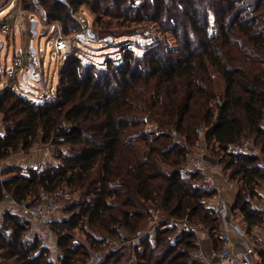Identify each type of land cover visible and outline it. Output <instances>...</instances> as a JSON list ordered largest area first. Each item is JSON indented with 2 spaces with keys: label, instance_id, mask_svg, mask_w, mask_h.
Segmentation results:
<instances>
[{
  "label": "trees",
  "instance_id": "obj_1",
  "mask_svg": "<svg viewBox=\"0 0 264 264\" xmlns=\"http://www.w3.org/2000/svg\"><path fill=\"white\" fill-rule=\"evenodd\" d=\"M40 2L47 19L60 22L65 35L80 30L79 38L96 37L93 30H81L74 12L83 5L95 14L112 13L108 7L112 3L115 14L125 19L158 22L162 30L175 35L179 47L171 50L163 39L146 37L151 42L141 54L123 47L119 57H106L105 67L71 57L60 71L55 94L42 99L2 89L0 157L51 143L57 146L58 163L39 171L7 165L0 180V200L5 192L22 200L40 189L62 186L71 193L65 210L73 214L52 221L60 250L54 263L40 233L31 230L30 219L3 211L0 264H87L89 252L66 229L86 223L109 234L125 230L132 235L147 224L150 205L164 216L202 222L215 236L219 218L208 208L210 194L198 184L201 173L184 172L188 147L195 145L200 125L206 127L209 151L218 156L230 178L241 182L231 207L239 208L248 227L263 220L245 194L255 193L264 182V164L259 154L228 147L253 136L264 152V0ZM33 4L34 0H22L25 9ZM210 11L218 25L214 34L208 31ZM103 33L105 43H111L113 33L105 26L97 32L100 37ZM211 68L224 82L217 111L211 102L216 93ZM147 120L160 131H146ZM140 140L143 149L136 144ZM176 240L160 233L153 241L141 238L139 247L130 249L135 257L132 264H196L189 255L197 247L194 233Z\"/></svg>",
  "mask_w": 264,
  "mask_h": 264
},
{
  "label": "built area",
  "instance_id": "obj_2",
  "mask_svg": "<svg viewBox=\"0 0 264 264\" xmlns=\"http://www.w3.org/2000/svg\"><path fill=\"white\" fill-rule=\"evenodd\" d=\"M35 4L37 5L38 2L35 1ZM10 5H13V8L10 12L6 13L5 7ZM25 10L26 9L22 6V0H3L0 3V22L4 24L3 21L9 19L10 23L1 29V33L6 35H16L15 33H21L22 31H28L31 33V24L33 22L40 23L37 14L39 12L36 11L37 8L28 11V13H26ZM74 15L81 25L85 26V28L91 27L92 19L87 13L85 6H79L74 12ZM26 26L28 27V30ZM54 27V23L50 24L49 30L53 31ZM81 41H83L82 38L75 40L72 37L62 35L61 33L53 36L52 50H56L55 56L58 58V69L60 71L63 69V65L69 58L74 56L77 57V54L72 55L70 48H74V46L76 47ZM100 41L101 44L102 42H106L105 39ZM45 42V47H47L49 42L48 40ZM35 45H37V47ZM43 49L46 50V48L40 46V38L36 43L33 36H29L25 40L24 48H22L21 45L15 48V55L9 59L12 62L5 64V69H10L9 75L13 77L12 81L14 79L17 80L16 77H14V74L19 70L27 77L29 76L34 79L41 78V73L37 66L40 63L37 58V52H41ZM6 60H8V57ZM23 62H26L25 64L27 65V68L25 65L23 68ZM44 62L45 61L43 60L42 64H44ZM1 84H3V82H1ZM9 85L11 86V89H18V84L16 82H9ZM51 93H54V91H51ZM212 104L216 107L217 111V107L222 104V98L219 96L215 97ZM205 131L206 127L200 125L197 129L198 139L195 145L191 148L187 146L189 148V159L184 167V171H199L201 173L198 184L203 191L210 194V197L207 198L208 208L219 218V227L215 234L218 238L219 246L217 249H212L209 253H206L201 249H192L189 254L190 258L192 261L199 263H209L212 259H217L218 264H262L261 253L253 242L250 232L246 227H241L232 219V209L229 203L218 193V177L214 169L218 168L219 163L217 159L209 153L204 136ZM174 139L184 144V141L177 138L175 135ZM228 150L243 154H254L257 151L255 138L253 136L242 137L239 142L230 144ZM48 151L49 149L46 147L45 152L48 153ZM208 157L214 162L210 163L207 159ZM44 167L45 165H40L37 170L39 171ZM1 179L2 176L0 173V180ZM262 186L264 188V182ZM245 198L251 207L259 211L264 217V195L259 197L256 192L251 193L247 191ZM70 200L71 193L62 186H58L53 190L40 189L35 196L22 200L16 199L11 194L5 192L2 199V201L7 203V206L3 211L17 213L23 218L34 221L35 225H40L42 227L49 224L52 214L61 207L63 202ZM3 211H0V219ZM200 229H206L202 222H193L188 217L175 218L172 216H164L162 212L150 205L148 207L147 225L137 229L132 235H128L125 230H119L120 236L117 237V239L121 241L120 243L128 242L133 249L139 247L141 238L145 236L153 241L155 234L160 233L163 236L171 237L172 241L176 242L178 237L186 233L191 232L194 233V235H197ZM171 231L173 232V236L168 235V232ZM233 233L242 239L239 245L236 243L238 239L235 240L233 238ZM117 244L119 243H116L115 245ZM131 256L132 257L126 259L122 264H132L135 261L133 252ZM102 259L103 256H101L99 252L92 253L87 264H101Z\"/></svg>",
  "mask_w": 264,
  "mask_h": 264
},
{
  "label": "rangeland",
  "instance_id": "obj_3",
  "mask_svg": "<svg viewBox=\"0 0 264 264\" xmlns=\"http://www.w3.org/2000/svg\"><path fill=\"white\" fill-rule=\"evenodd\" d=\"M2 1L3 0H0V3ZM35 1L38 2V0H34L33 6L25 10L26 13H28V11H31L37 8L36 11L39 12L37 14H38L40 23H36L35 25V35H33L32 32L29 33L28 31H24V32L22 31V34L18 33L16 35L3 34L1 33V29L6 27L7 24L10 23V20L9 19L5 21L2 20L4 24L0 22V41H2V47L0 49V73H1L0 74V92L2 91V89H7L11 87L9 85V82H16L18 84L17 85L18 89L16 91L19 93H22L27 98L33 99V100L46 98L47 96H53L55 94V90L58 85L60 70L58 69L59 67V62L57 60L58 58H56L55 56L56 50L55 51L52 50L53 36L61 33L64 36L72 37L76 40L79 38L78 32L80 31L79 30L78 32L73 33V35L72 33L65 35L62 32L63 29H62L60 22L47 19L48 17L46 16L45 7L41 4V2L36 5ZM140 1L142 0H134L133 4L135 3L137 4V2H140ZM108 5H109L108 6L109 9L112 10L110 11L112 13L101 12L99 14L97 13L95 14L92 11L90 12L88 8L85 7L87 10V13L90 15L92 19L91 27H88V28H85V26L81 25V23L78 21V19L75 16L81 30L86 29V32H87V30L90 29V31L93 30L96 32V37H91L90 35L81 37L83 41L79 42V44L76 47L74 46V48L73 47L70 48L72 51V55L77 54L78 59H80L83 63L90 62L89 63L90 66L93 64H94L93 66H104L106 57L108 56H111L112 58L119 57L117 53L119 51L121 52L124 51L123 47H126V46L131 47V50L133 52L137 54H141L144 51V49L149 46L148 43L151 42V40H147L146 37H151L154 41H156L157 39H163L168 49H171V50L178 49L179 41L175 38V35L170 31L162 30L158 22L152 19L151 20L146 19L143 21L125 19L123 16L115 14L112 3H108ZM12 8H13V5L6 6L5 12L6 13L10 12ZM180 18H182V16H180ZM52 23H54L55 27L53 28V31H50L49 30L50 24ZM208 25H209L208 26L209 33L214 34L218 32V25L216 23L215 16L211 11L209 13V24ZM103 26H105L108 31L113 33L111 34V36H113L111 43L107 42V44H105L102 42L101 44L100 40L105 38V33H103L104 34L103 37H100L102 35L97 34V32L100 31V29H102ZM27 30H28V27H27ZM29 36H33L35 38L36 43L38 39L40 38V46L42 48H46V50L43 49L41 52H37V58L39 62L41 63L37 65L41 73V78L34 79L29 76L27 77L23 75V72L19 70V71H16L17 73L15 72L16 75L14 74V77H16L17 80L14 79L12 81L13 77L9 75L10 69L6 70L5 64L6 63L9 64L12 62L9 59H11V57L15 55V48L20 45L22 46V48H24L25 40ZM47 40L49 44L47 47H45V43H46L45 41ZM125 43H127V45H125ZM128 43H132V44L129 45ZM35 46L37 47V45ZM7 57H8V60H6ZM43 60L45 61L44 64H42ZM25 63L26 62L22 63L23 68H24V65L27 68V65ZM85 68L86 67L84 66L80 67L82 71ZM93 69H94L93 73L97 74L98 70L96 68H93ZM85 73L87 74L90 73V70L89 69L86 70ZM210 75L216 87V93L214 95V98L217 96L222 98L224 82L220 76V73L216 72L213 68H211ZM1 82H3V84H1ZM51 91H54V93H51ZM145 118H148L147 115L145 116ZM3 125H4L3 123L0 124V128L3 127ZM263 126H264V120H263ZM144 127L146 131H151L153 129H156V132L160 131L157 128V124H154L153 121H149V120H147V123ZM167 130L168 129L165 128V131ZM143 143L144 142L141 140L136 142V144L138 145L140 149L144 148ZM255 145H256V148L258 147V151L260 150L259 152L260 160L264 159V152H262L260 149L261 144L255 143ZM46 147H48L49 149L46 159L48 158L51 164H57L58 158L55 157V154L58 153V151L56 149L57 146H55V144H51V143L49 145L35 144L34 147L31 148L28 152L24 150H18V151L12 152L7 157H0V171H2L1 169L5 168L7 165L21 167V169L24 171L25 169L24 166L26 165L29 158L32 157L30 151H34V153L38 155V153H41ZM41 148L43 149L40 150ZM62 150L65 151L66 147L65 146L62 147ZM209 153L210 155H212L210 151ZM212 156L218 159V156L214 154ZM216 169H217L216 175L218 177L219 192H222L223 190L226 191L225 190L226 173L224 171H222V173L221 172L218 173L219 168H216ZM184 172L186 174L188 171H184ZM72 194H73V197H75L76 194L74 193ZM69 203L71 202L67 201L61 204V207L52 214L50 218L51 220L49 221V224L47 226L42 227L40 225H36V227H34L33 229V230L36 229V231L40 233L41 242L43 245L48 246V249H49L48 255L50 258L54 260V263H57V255L59 254L60 250L57 247L58 236H57V233H54L53 231L55 229H53L54 225L52 221L58 219L57 217H62V216L69 217L70 215L73 214V213H68L65 210L66 205ZM65 232L70 233L75 240H78L80 243H82L86 247L90 255L92 253L99 252L101 256H103L101 264H113L115 261L119 259H120V262H123L126 259L132 257L130 253L131 251L130 244L128 242L120 243L121 241L117 239V237L120 236L119 232L116 235L115 233L109 234L104 230H97L94 227L92 228L88 227L86 223L83 224L82 226L78 225L77 228L72 229V230L66 229ZM168 233H167L168 235L173 236L172 231ZM166 238L172 241L171 237H166ZM114 240H117V241H114ZM116 243H119V244L115 245ZM124 255L125 257H123Z\"/></svg>",
  "mask_w": 264,
  "mask_h": 264
},
{
  "label": "crops",
  "instance_id": "obj_4",
  "mask_svg": "<svg viewBox=\"0 0 264 264\" xmlns=\"http://www.w3.org/2000/svg\"><path fill=\"white\" fill-rule=\"evenodd\" d=\"M18 34V33H15ZM22 34V32L20 33ZM10 35V34H8ZM43 148H41L40 150H42ZM260 150L258 151V147H257V151L254 153L255 155L260 154L259 153ZM31 156L29 158V160L27 161L26 165L24 166L26 170V168L29 167H34V168H38L40 165H47L49 164V159L47 157V153L45 152V148L41 153H38V155H36V153H34V151H30ZM209 160L210 163H213L214 161H211L210 158H207ZM48 162V163H47ZM219 163V162H218ZM261 163L262 165L264 164V159H261ZM218 173L222 171H224L226 173V185H225V190L226 191H222L219 192L220 196L224 197L226 199V201L229 203L230 207L231 205L234 204L235 201V196L236 193L238 192L239 187L241 186V182H238L236 180H234L233 178H230L227 175V172L223 169L222 165L219 163L218 166ZM2 171H0L2 178L5 177V174L3 173V169H1ZM217 169H214L215 173L217 174ZM263 182L255 187V192L258 193V196L261 197V195H264V188L262 186ZM3 199V198H2ZM2 199L0 200V211H3V209L6 208L7 203L5 201H2ZM208 204V202H207ZM232 216H233V220L236 221L241 227H246L248 229V231L250 232L253 242L255 243V245L257 246V248L259 249L260 253H261V257L262 260L264 261V217L263 220L253 226L248 227L247 222L244 219V216L242 214V212L239 210V208L232 206ZM56 216V215H55ZM59 216V215H57ZM58 219L61 217H57ZM30 226H31V230L33 231L34 227H36L35 222L30 220ZM217 232V231H216ZM216 234V233H215ZM196 236V241H197V247L196 249H201L203 251H205L206 253H209L212 249H217L219 246V241L218 238L216 236H211L208 229H200L199 232L197 233ZM233 238L235 240L238 239V241L236 242L238 245L241 242L242 239H240L235 233H233ZM177 242V240H176ZM175 242V243H176ZM131 249V248H130ZM130 253L132 254V251H130ZM125 257V255L123 256ZM123 259V258H122ZM120 262V259H119ZM196 264H218L217 259H212L211 262L209 263H199V262H195Z\"/></svg>",
  "mask_w": 264,
  "mask_h": 264
},
{
  "label": "water",
  "instance_id": "obj_5",
  "mask_svg": "<svg viewBox=\"0 0 264 264\" xmlns=\"http://www.w3.org/2000/svg\"><path fill=\"white\" fill-rule=\"evenodd\" d=\"M57 1H60L62 3H66V0H57ZM35 25H36V22H33L31 24V30H32V34L35 35ZM90 32V29L88 30ZM2 47V41H0V49Z\"/></svg>",
  "mask_w": 264,
  "mask_h": 264
}]
</instances>
